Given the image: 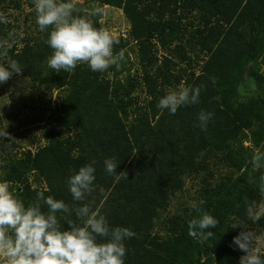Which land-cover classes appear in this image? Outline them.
<instances>
[{
    "label": "trees",
    "instance_id": "16d2710c",
    "mask_svg": "<svg viewBox=\"0 0 264 264\" xmlns=\"http://www.w3.org/2000/svg\"><path fill=\"white\" fill-rule=\"evenodd\" d=\"M88 1L123 11L130 22L128 39L115 38L119 43L113 52L124 53L119 63L129 60L126 48L129 40L134 41L140 72L130 74L129 67L121 79L115 64L111 80L104 77L105 71L94 72L80 63L71 73H56L47 65L53 54L46 43L51 26L37 37L18 40L9 35L11 25L4 24L9 22L0 21V46L7 39L24 43L21 49L13 43L0 50L9 53V63L22 68L13 76H28L46 93L61 90L63 95L53 108L59 128L51 126L47 141L35 151L3 156L0 181L9 182L26 206L43 192L70 208L88 204L99 209L111 226L132 230L136 235L125 241V264H240L245 253L232 244L233 238L244 230L253 234V242L264 232V215L253 221L249 212L253 205L254 211L261 202L264 205V163L259 168L252 164L254 154L264 152V97L242 91L246 80L262 78L264 0ZM0 4L19 9L21 0ZM90 13L79 9L74 15ZM184 40L190 50L199 46L193 58L182 47ZM156 42L173 54L160 59ZM172 42L178 43L170 49ZM202 53L207 56L196 73L193 66ZM181 84L201 87L199 103L182 106L175 115L161 112L159 99ZM139 91L145 92L146 102L140 100ZM202 110L213 113L206 131L197 119ZM72 129L75 135H70ZM36 137L33 134L30 141ZM107 158L120 162L115 171L126 173V178L122 174L117 180L105 171ZM93 161L94 190L84 201H73L68 178ZM31 172L38 173L46 188L28 183ZM187 177L202 182L200 211L190 207L167 216L171 198ZM40 204L47 212V205ZM204 212L219 223L208 229L213 237L202 241L188 235V222ZM57 216L63 228L79 223L74 213ZM157 227L161 233L154 232ZM260 255L264 259V250Z\"/></svg>",
    "mask_w": 264,
    "mask_h": 264
},
{
    "label": "clouds",
    "instance_id": "9594fccd",
    "mask_svg": "<svg viewBox=\"0 0 264 264\" xmlns=\"http://www.w3.org/2000/svg\"><path fill=\"white\" fill-rule=\"evenodd\" d=\"M34 6L39 30L45 32L51 26L46 43L53 54L48 57L47 65L56 73L61 70L71 73L80 63H86L94 72H104L123 59V52L118 56L113 52L119 41L107 30L93 25L90 16L98 10L86 16L74 15L76 9L70 0H34ZM21 71L14 61L8 67L0 64V84ZM200 93L201 87L181 84L168 90L157 107L161 112L167 110L175 115L182 106L198 104ZM212 117L211 112H199L201 130H207ZM95 163L85 164L69 176L67 185L73 201H84L94 190ZM103 163L105 171L117 180L122 174L126 178V173H116L120 162L115 158H107ZM262 163L264 152L258 150L252 164L259 168ZM40 201L47 205V212L42 211ZM191 207L200 211L196 202ZM256 207L249 208L253 221L264 215V205L254 211ZM57 213L68 216L74 213L79 223L73 221L63 228ZM218 223L217 218L204 212L188 222V235L209 240L214 232L208 229H215ZM135 235L128 228L111 226L99 209L93 210L88 204L70 208L63 200L45 196L43 192L37 193L36 202L26 206L11 190L9 182L0 181V257L5 264H125V241ZM98 238H103V242ZM252 239L253 234L244 230L233 238L232 244L245 253L240 264H264L259 249L250 250Z\"/></svg>",
    "mask_w": 264,
    "mask_h": 264
},
{
    "label": "rangeland",
    "instance_id": "374dc122",
    "mask_svg": "<svg viewBox=\"0 0 264 264\" xmlns=\"http://www.w3.org/2000/svg\"><path fill=\"white\" fill-rule=\"evenodd\" d=\"M70 2L74 4L76 10L81 9V11L84 10L89 12L100 11L101 16H91V20L99 25V29L107 30L114 38L128 39L130 22L121 9L104 6L101 3L88 0H70ZM0 21L9 22L4 23L11 25L9 35L18 37V40L37 37L40 31L36 23L35 6L34 4H29L26 0H21V7L19 9L10 5L0 4ZM187 37L188 35H186V38ZM16 39L17 38H15V40ZM185 40L181 42L182 47L184 46L186 54L193 58V51L197 50L199 46H196L194 50H190ZM13 43L16 45L17 49H21L24 44L22 41L11 42L7 39L5 43L0 46V50L5 46L11 47ZM129 43L132 48V50L130 47L126 48L129 60L120 63L118 61L117 63L122 71L118 75L121 79L125 78L127 75L126 69L129 67L130 74L140 72L136 56V44L131 40H129ZM156 43L157 54L160 59L166 55L173 54L172 51L162 49L158 42ZM176 43L178 42L170 43V49H173ZM3 55L4 54L0 53V64H4L5 67H8V63L10 62L9 53L5 56ZM206 56V53H202L201 58L199 59L200 62L194 64L193 70L196 73L199 72L200 65L203 63ZM173 58L178 61L176 57ZM179 63L185 65L186 68L189 67L186 62L180 61ZM113 66L105 71L104 77L111 80L113 79ZM259 74L262 77L261 80H246L242 86V91L246 95L253 92L264 97V60H261ZM179 86L180 85L177 87ZM139 98L141 101H145V92L143 93L139 91ZM62 99L63 95L61 90H54L52 93H46L42 86L32 83L30 78L25 75H12L7 82L0 84V134L2 135L0 140V177L2 175L1 164L3 156L11 154L12 157H18L27 149L35 151L38 146H42L47 141V131L51 126H55L57 129L59 128L54 122L55 113L53 108L56 105H59ZM52 112L54 115H52ZM5 132L6 135L4 136ZM33 134L38 137H36L34 143L30 141ZM70 135H75V130L72 129ZM244 144L249 145L250 142L244 141ZM77 154L78 152L76 151V155ZM240 170L242 171L243 168ZM217 173L218 172H215V174ZM209 180L210 178L207 179V181ZM27 181L34 186L46 188V185L43 183L37 172L29 173L27 175ZM201 187L202 182L200 181V178L187 177L181 189H179L171 198L170 205L166 212L167 216H171L176 212L182 213L184 209L190 208L193 202L198 203ZM11 190L13 192L15 191L14 188ZM260 205H263L262 202L259 206ZM154 232L161 233L162 229L157 227ZM252 244V250L259 249V252L263 251L264 232L263 234L257 235ZM243 255L245 254H242L241 257ZM0 262L5 264L2 257H0Z\"/></svg>",
    "mask_w": 264,
    "mask_h": 264
}]
</instances>
